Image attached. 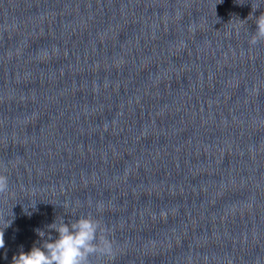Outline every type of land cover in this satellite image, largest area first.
Returning a JSON list of instances; mask_svg holds the SVG:
<instances>
[{
	"label": "water",
	"instance_id": "95a60500",
	"mask_svg": "<svg viewBox=\"0 0 264 264\" xmlns=\"http://www.w3.org/2000/svg\"><path fill=\"white\" fill-rule=\"evenodd\" d=\"M261 12L0 0V264L87 214L114 245L92 264H264Z\"/></svg>",
	"mask_w": 264,
	"mask_h": 264
},
{
	"label": "clouds",
	"instance_id": "9594fccd",
	"mask_svg": "<svg viewBox=\"0 0 264 264\" xmlns=\"http://www.w3.org/2000/svg\"><path fill=\"white\" fill-rule=\"evenodd\" d=\"M252 8L254 12L259 6L254 8L252 5ZM250 17L254 18L256 28L250 35L249 44L255 46L264 42V12L259 16L250 13L248 18ZM8 191V177L0 173V196ZM101 209L102 205H98V210ZM47 227L55 230L58 237L52 238L50 232L46 234L37 229L42 238L39 246L34 244L29 251H20L13 256L11 264H92L93 257L113 256L114 245L107 227L91 214L81 215L68 222L62 216L59 222L56 218ZM3 229L0 230V248L5 247Z\"/></svg>",
	"mask_w": 264,
	"mask_h": 264
}]
</instances>
